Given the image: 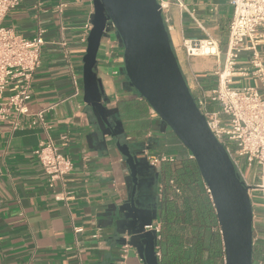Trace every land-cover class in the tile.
<instances>
[{"label":"crops","instance_id":"crops-1","mask_svg":"<svg viewBox=\"0 0 264 264\" xmlns=\"http://www.w3.org/2000/svg\"><path fill=\"white\" fill-rule=\"evenodd\" d=\"M164 2L166 25L184 76L195 98L204 97L217 85L215 71L225 63L234 16L231 0ZM93 13L94 0H23L7 15L6 24L27 38L44 30L30 110H48L45 127L12 132L8 125L0 126V264H120L128 232L132 246L123 264H147L142 226L132 206L135 184L117 138L129 145L137 160L134 200L146 224L161 222L163 164L153 168L146 156L179 158L189 152L128 79L116 30L104 36L95 68L107 114L103 117L85 101V25ZM187 39L212 40L215 53L188 56ZM236 83L259 81L239 77ZM48 137L74 163L72 173L53 186L35 153ZM251 181L258 183L259 176L251 175ZM253 194L255 258L264 256V212L261 192Z\"/></svg>","mask_w":264,"mask_h":264},{"label":"water","instance_id":"water-1","mask_svg":"<svg viewBox=\"0 0 264 264\" xmlns=\"http://www.w3.org/2000/svg\"><path fill=\"white\" fill-rule=\"evenodd\" d=\"M116 27L124 47V68L133 87L145 98L163 122L170 127L196 158L201 176L209 188L221 229L225 264H253V203L249 187L241 180L224 145L211 131L188 85L176 56L163 10L158 0H94L93 28L83 57L84 99L104 117L101 81L95 71L97 56L108 23ZM117 144L127 158L134 182L132 206L145 238L147 264H161L157 255L158 233L148 228L134 195L138 164L128 144ZM146 162L153 168L148 156ZM130 236L129 239H127ZM128 232L124 244L132 246Z\"/></svg>","mask_w":264,"mask_h":264},{"label":"built area","instance_id":"built-area-1","mask_svg":"<svg viewBox=\"0 0 264 264\" xmlns=\"http://www.w3.org/2000/svg\"><path fill=\"white\" fill-rule=\"evenodd\" d=\"M22 1L0 0V126L8 125L12 132L39 125L45 127L48 110H30L35 74L42 64L44 30L33 38H27L6 24L7 15L16 10ZM158 1L164 12L167 7L164 0ZM231 4L234 16L229 29L225 63L215 71L217 85L209 94L196 98V102L211 131L226 148L241 180L249 187L252 203L256 201L253 192H261L260 204L264 212V0H231ZM62 6L60 4V8ZM166 20L169 19L166 17ZM107 26L116 30L112 21ZM85 28L84 40H87L93 28L92 22H88ZM212 45V40L184 41L188 56L215 53V50L203 51L205 46L212 48ZM239 77L255 78L259 84H237L236 78ZM11 87L14 90L5 98L4 94ZM211 104H217L218 108H210ZM35 153L48 174L51 186L58 180L64 181L72 173L74 163L71 156L61 152L51 137L42 141ZM187 157L196 160L191 151ZM148 158L156 168L163 162L177 159L172 155H148ZM255 174L259 176L258 183L251 181V175ZM162 188L160 185L161 196ZM148 228L156 229L160 236L161 224ZM75 229L83 230L81 227ZM257 240L254 238V242ZM129 247L128 244L124 246L120 264L125 262ZM157 255L161 259L159 248ZM253 264H264V256L255 257Z\"/></svg>","mask_w":264,"mask_h":264},{"label":"trees","instance_id":"trees-1","mask_svg":"<svg viewBox=\"0 0 264 264\" xmlns=\"http://www.w3.org/2000/svg\"><path fill=\"white\" fill-rule=\"evenodd\" d=\"M159 177L161 264H225L216 209L196 160L163 162Z\"/></svg>","mask_w":264,"mask_h":264},{"label":"bare ground","instance_id":"bare-ground-1","mask_svg":"<svg viewBox=\"0 0 264 264\" xmlns=\"http://www.w3.org/2000/svg\"><path fill=\"white\" fill-rule=\"evenodd\" d=\"M211 49H212V48H210L209 46H205V47L203 48V51H204V52H209V51H212Z\"/></svg>","mask_w":264,"mask_h":264},{"label":"rangeland","instance_id":"rangeland-1","mask_svg":"<svg viewBox=\"0 0 264 264\" xmlns=\"http://www.w3.org/2000/svg\"><path fill=\"white\" fill-rule=\"evenodd\" d=\"M245 168V167H244Z\"/></svg>","mask_w":264,"mask_h":264}]
</instances>
